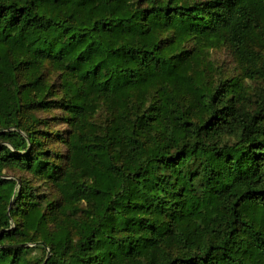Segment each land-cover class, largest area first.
Returning <instances> with one entry per match:
<instances>
[{"label":"trees","instance_id":"obj_1","mask_svg":"<svg viewBox=\"0 0 264 264\" xmlns=\"http://www.w3.org/2000/svg\"><path fill=\"white\" fill-rule=\"evenodd\" d=\"M0 264H264V0H0Z\"/></svg>","mask_w":264,"mask_h":264},{"label":"rangeland","instance_id":"obj_2","mask_svg":"<svg viewBox=\"0 0 264 264\" xmlns=\"http://www.w3.org/2000/svg\"><path fill=\"white\" fill-rule=\"evenodd\" d=\"M219 56L222 58V57L225 56V54H223V53H219ZM227 60H229V58H227ZM59 127H62V125H60Z\"/></svg>","mask_w":264,"mask_h":264}]
</instances>
